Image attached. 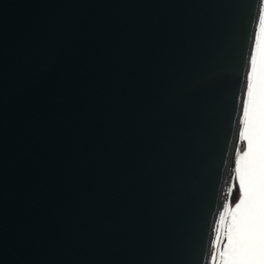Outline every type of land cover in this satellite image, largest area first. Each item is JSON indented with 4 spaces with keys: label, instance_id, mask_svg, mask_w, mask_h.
I'll use <instances>...</instances> for the list:
<instances>
[{
    "label": "water",
    "instance_id": "95a60500",
    "mask_svg": "<svg viewBox=\"0 0 264 264\" xmlns=\"http://www.w3.org/2000/svg\"><path fill=\"white\" fill-rule=\"evenodd\" d=\"M261 3L0 0V264H205Z\"/></svg>",
    "mask_w": 264,
    "mask_h": 264
},
{
    "label": "snow or ice",
    "instance_id": "6c2138e0",
    "mask_svg": "<svg viewBox=\"0 0 264 264\" xmlns=\"http://www.w3.org/2000/svg\"><path fill=\"white\" fill-rule=\"evenodd\" d=\"M259 19L264 30V12ZM240 113L244 146L235 161V199L220 217L224 239L217 236L221 247L212 256L214 264H264V43L259 36L247 60Z\"/></svg>",
    "mask_w": 264,
    "mask_h": 264
},
{
    "label": "flooded vegetation",
    "instance_id": "af4514ba",
    "mask_svg": "<svg viewBox=\"0 0 264 264\" xmlns=\"http://www.w3.org/2000/svg\"><path fill=\"white\" fill-rule=\"evenodd\" d=\"M263 7L264 10V0H262L261 3V8ZM259 17H258V25L256 28V38L257 36L260 37L261 42L264 43V30L261 29L260 27V16H261V9L259 10ZM256 42V39H255ZM255 44V43H254ZM241 124H239L238 128L240 130L241 128ZM239 130H238V140H237V146L235 149V154L233 157V165L232 167H228V175H225V177L223 176L221 179V188H220V192L218 194V201H217V206H216V214L214 217V223L211 229V237L209 240V249L207 252V258L205 261V264H214L213 260H212V256L214 254L217 253V249L219 247H221V244L217 242V236H220L221 241H223L224 239V233L221 227V220L220 217L222 214L226 215L225 213V205H228L229 207H232V202L235 199V188L233 187V185L237 184V180H236V173H235V161L238 158V149L242 150L243 146H244V142L239 140ZM218 259V257H217Z\"/></svg>",
    "mask_w": 264,
    "mask_h": 264
},
{
    "label": "bare ground",
    "instance_id": "6f19581e",
    "mask_svg": "<svg viewBox=\"0 0 264 264\" xmlns=\"http://www.w3.org/2000/svg\"><path fill=\"white\" fill-rule=\"evenodd\" d=\"M262 9V8H261ZM256 34H257V32H256ZM240 104H241V99H240ZM240 107H239V110H238V114H237V116H238V119H237V121L239 120V118H240ZM237 121H236V123H235V125H234V131L233 132H235V130L237 129L236 128V125H237ZM231 147H232V143H230V142H227L226 143V149H225V151H226V155H225V164H224V167H223V169H222V175H221V179H222V177L224 176L225 177V175H228L227 173H228V167L230 166V162H229V158H230V150H231ZM222 182V181H221ZM221 185V184H220ZM218 201V200H217ZM217 205V204H216ZM216 209V208H215Z\"/></svg>",
    "mask_w": 264,
    "mask_h": 264
},
{
    "label": "rangeland",
    "instance_id": "374dc122",
    "mask_svg": "<svg viewBox=\"0 0 264 264\" xmlns=\"http://www.w3.org/2000/svg\"><path fill=\"white\" fill-rule=\"evenodd\" d=\"M261 9V8H260ZM262 12H264V10H263V7H262V9H261V14H262ZM256 39V38H255ZM255 45V44H254ZM241 116V115H240Z\"/></svg>",
    "mask_w": 264,
    "mask_h": 264
}]
</instances>
